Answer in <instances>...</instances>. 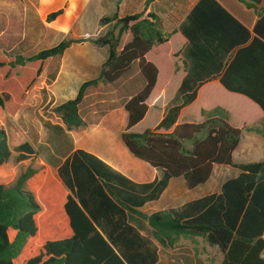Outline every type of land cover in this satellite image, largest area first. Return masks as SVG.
<instances>
[{
    "label": "trees",
    "instance_id": "obj_1",
    "mask_svg": "<svg viewBox=\"0 0 264 264\" xmlns=\"http://www.w3.org/2000/svg\"><path fill=\"white\" fill-rule=\"evenodd\" d=\"M240 1L258 17L251 40V33L215 0H198L179 29L168 35L153 14L119 18L116 13L99 20V26L112 24L100 37H68L29 56L8 55L0 39V51L7 57L0 56V78L7 81L0 84V264H155L156 248L127 223V214L145 220L162 246L172 247L182 235L202 236L219 248L220 264H264V161H232L240 131L220 106L200 109L199 121L177 124L198 90L217 77L225 89L247 96L264 112V8H258L262 0ZM60 13L49 14L47 21ZM127 31L131 40L120 48ZM177 32L188 41L185 75L158 123L132 132L145 118L159 72L146 55L154 47L161 54ZM83 42L106 48V60L96 78L83 82L75 98L53 111L69 131L84 126L78 106L86 90L101 81L114 83L137 61L145 85L124 104L127 123L121 140L135 158L163 173L159 181L137 184L82 149L64 160L55 177L12 120L46 61ZM32 63L34 69L24 68ZM243 66L246 79L234 82ZM21 67L27 71L23 82ZM215 165L238 172L222 182L218 194L176 210L138 211L158 199L171 178L182 177L189 190L205 185Z\"/></svg>",
    "mask_w": 264,
    "mask_h": 264
},
{
    "label": "crops",
    "instance_id": "obj_2",
    "mask_svg": "<svg viewBox=\"0 0 264 264\" xmlns=\"http://www.w3.org/2000/svg\"><path fill=\"white\" fill-rule=\"evenodd\" d=\"M197 1L0 0V39L4 41L8 55L29 56L40 50L51 48L68 37L71 39L100 37L111 29L112 24L99 26V20L116 13L119 18L135 14H142L144 18H149L148 14H153L159 19L163 34L168 35L179 29ZM215 1L251 33V40L252 29L258 18L255 11L247 8L240 0ZM258 8H264V0ZM57 11L61 13L52 21H47L48 15ZM176 34H180L181 44L171 51V56L181 49L185 62L183 50L188 41L180 32L171 37ZM130 40V32H124L121 35L120 48ZM156 48L154 47L146 55V59L155 66L156 64L149 58L159 55ZM236 50L237 48L229 54L230 61ZM0 56L6 57L1 51ZM106 57V48L83 42L72 44L61 57L47 60L37 81L11 118L37 151L41 162L55 177H58V168L64 160L76 149H82L95 155L137 184L159 181L163 173L135 158L121 140V133L127 123L124 104L145 85L137 61H134L130 70L114 83L101 81L86 90L78 106V113L84 126L69 131L60 116L53 111L56 106L75 98L83 82L98 76ZM243 63L242 59L240 64L243 65ZM172 66L173 62L171 65L173 80L176 77L179 79L177 86L174 87V97L185 73L184 69L173 71ZM242 68L238 76L234 74V82L246 79L248 75L246 66ZM211 85L214 87L208 91V97L213 98L217 94L228 95L238 103V111L231 112L220 106L228 111L230 125L240 131L239 143L232 153V161L237 164L264 161V112L247 96L225 89L218 77L206 82L198 90L197 98L202 90L208 89ZM167 88L168 83L166 84L158 72L156 85L147 101L148 111L149 101L153 99L152 101L155 102V99L167 92ZM216 106L201 109L210 110ZM177 124L181 123L177 122ZM216 167L221 166L215 165L213 172ZM211 177L205 185L193 190L187 188L182 177L171 178L158 199L146 202L138 208V211L150 215L159 211L176 210L207 195L218 194L221 185L216 192L202 191ZM127 223L156 248L155 264H220L222 261L223 255L219 248L210 245L202 236L182 235L172 247H167L154 239L145 220L127 214Z\"/></svg>",
    "mask_w": 264,
    "mask_h": 264
},
{
    "label": "rangeland",
    "instance_id": "obj_3",
    "mask_svg": "<svg viewBox=\"0 0 264 264\" xmlns=\"http://www.w3.org/2000/svg\"><path fill=\"white\" fill-rule=\"evenodd\" d=\"M179 36L180 34H176L172 36L170 41L163 47L161 54L157 55L156 57L149 58L158 67L161 78L166 81V84L168 83V88H167V92L164 95L155 99V102L152 101L153 99L149 101L150 108H149L148 114L143 119V121L139 123L132 130V132L141 133L147 128L154 127L158 123V121L161 119L166 105L171 101L173 97V93L175 89L174 87L177 86L179 79L176 77V79L173 80V76L171 74L172 62H173V66H172L173 71L177 72V71L184 69V59L181 54L182 52L181 49L173 53L171 56V51L176 49L181 44V39ZM35 65H36L35 63L28 64L24 66V68H27L26 70H32L36 67ZM22 68L23 67H21L19 74H21V77H22L21 81L23 82L27 79V71H25L24 69L22 70ZM3 73H4L3 70L0 69V77H1V74ZM6 82L7 81L5 79L0 78V84L6 83ZM6 86L10 87L8 83ZM213 87L214 86L211 85L208 87V89L202 90L197 100L182 111L178 119L179 123H182L183 121H190V122L199 121V110L201 108L209 109L213 106L219 105L231 112L238 111L237 109L238 103L232 97L228 95L217 94L213 98L208 97L207 93L210 89H213ZM118 103H121V102H118ZM236 175H237V171L231 168L216 167L213 172L210 182L208 183L206 187L202 188V191L204 192L215 191L216 192L219 190L221 183L225 179L236 176ZM215 256L216 255L214 254V257ZM218 256L221 257V254L218 253Z\"/></svg>",
    "mask_w": 264,
    "mask_h": 264
},
{
    "label": "built area",
    "instance_id": "obj_4",
    "mask_svg": "<svg viewBox=\"0 0 264 264\" xmlns=\"http://www.w3.org/2000/svg\"><path fill=\"white\" fill-rule=\"evenodd\" d=\"M261 237H262V239H264V231H263ZM261 258L264 259V249H263V251H262V253H261Z\"/></svg>",
    "mask_w": 264,
    "mask_h": 264
}]
</instances>
